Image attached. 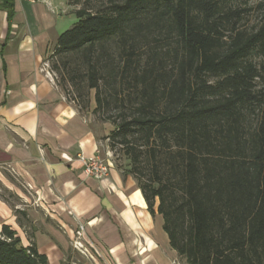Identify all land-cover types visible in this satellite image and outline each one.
<instances>
[{"label":"trees","instance_id":"1","mask_svg":"<svg viewBox=\"0 0 264 264\" xmlns=\"http://www.w3.org/2000/svg\"><path fill=\"white\" fill-rule=\"evenodd\" d=\"M112 0L57 38L51 70L94 89L134 88L109 136L131 162L150 213L184 264H264V0ZM12 0L0 7L12 13ZM116 85V86H115ZM128 95V101L131 99ZM152 175L141 178L143 159ZM157 201V204H156ZM0 264H50L0 229Z\"/></svg>","mask_w":264,"mask_h":264},{"label":"crops","instance_id":"2","mask_svg":"<svg viewBox=\"0 0 264 264\" xmlns=\"http://www.w3.org/2000/svg\"><path fill=\"white\" fill-rule=\"evenodd\" d=\"M12 1L11 15L0 7V229L50 264H184L131 176L110 165L96 179L78 159L100 150L111 125L45 74L70 13L58 0ZM81 227L95 260L72 248Z\"/></svg>","mask_w":264,"mask_h":264},{"label":"rangeland","instance_id":"3","mask_svg":"<svg viewBox=\"0 0 264 264\" xmlns=\"http://www.w3.org/2000/svg\"><path fill=\"white\" fill-rule=\"evenodd\" d=\"M260 1L263 0H247V5L252 7V10H250L249 14L246 16V21L249 22V24L256 22L259 18L258 3ZM58 2H60L61 8H64L66 12L70 13L69 27H71L73 23L77 21V18L74 15V11L76 9L80 7H87L94 11L96 9L109 6L112 0H58ZM64 74L67 77V73ZM63 75L62 72H56L55 76H51L54 77L56 83L61 87L67 98L76 104L82 114L90 115L93 122L109 123L111 125L110 131L114 128V126L111 124V121L105 120V117L107 115L114 117V115L117 114V108L120 106V104L114 103V95L117 94L114 92L115 89H117V91L119 90L118 92L122 97L125 96V103L123 107L127 108L133 102V96L135 94L134 88L132 89L129 87H124V90L122 91V87L109 86L105 89V96L112 100L111 104L107 107V110L104 109L100 110L99 112H94L93 109L96 106L94 98L95 90L92 88L87 89L85 82L82 79H79L78 76L75 78L74 85L69 81L64 82L62 80ZM130 94L131 99L128 101V95ZM109 133L101 138L100 153L102 157L106 160H109L112 168L118 171L122 176H131L137 185L136 175L131 171V162L124 152V147L119 143L112 144V138L109 136ZM150 161L151 160L148 162V158L143 159L142 163L140 164L142 180L148 179L152 175V162ZM72 248L81 257L83 256L86 258V260H91V257L88 255V253L83 254L73 246ZM88 251H90V249H88Z\"/></svg>","mask_w":264,"mask_h":264},{"label":"built area","instance_id":"4","mask_svg":"<svg viewBox=\"0 0 264 264\" xmlns=\"http://www.w3.org/2000/svg\"><path fill=\"white\" fill-rule=\"evenodd\" d=\"M27 1L33 2L35 0H27ZM44 67H45L44 71L46 72L45 74L49 76L56 75L51 70L49 61L44 62ZM78 159L82 162L83 169L87 174L95 177L96 179H102L107 176L109 166L111 165V163L109 160H106L105 158L102 157L99 149L92 156H83L80 154L78 155ZM81 235H82V227L76 234L75 239L72 240V246L78 249L83 254L88 253L91 259L95 260L96 257L94 256V251L93 252L91 250H90L91 252L88 251V249L90 248L86 244H84V242H82V240L80 239Z\"/></svg>","mask_w":264,"mask_h":264}]
</instances>
